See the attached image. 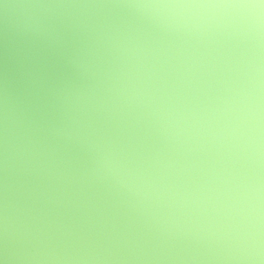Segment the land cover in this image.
Returning a JSON list of instances; mask_svg holds the SVG:
<instances>
[{
    "label": "rangeland",
    "instance_id": "rangeland-1",
    "mask_svg": "<svg viewBox=\"0 0 264 264\" xmlns=\"http://www.w3.org/2000/svg\"><path fill=\"white\" fill-rule=\"evenodd\" d=\"M18 153L82 264H198L168 229L200 264H264V0H0V167Z\"/></svg>",
    "mask_w": 264,
    "mask_h": 264
},
{
    "label": "water",
    "instance_id": "water-1",
    "mask_svg": "<svg viewBox=\"0 0 264 264\" xmlns=\"http://www.w3.org/2000/svg\"><path fill=\"white\" fill-rule=\"evenodd\" d=\"M21 28L23 29V27ZM27 49H28V46H26V51ZM11 50H12L11 53L13 54L14 52L15 54V48L13 49L12 45H11ZM26 56L28 57L31 66H33L32 71H33V74H35L37 71V68H36L37 66L36 63H38L37 60L34 56L30 55L29 53H27ZM2 67L4 66H1V68ZM8 73H9V76H11L10 78L16 79L17 75L15 74L14 68L9 67ZM63 74L67 76V73L65 71H63ZM44 90L47 92V99L45 100L47 104L50 99V95H51L50 93L53 94V90L52 92H50L51 90H50L48 82L45 83ZM21 93L22 92H20L19 95H22ZM58 99H60L59 104L61 105L62 100H64V97L58 94L57 103H58ZM65 106H66V101H65ZM14 136L16 137V135ZM12 156L15 157L16 159V160H13L14 169H15V164L18 163V166L16 167L17 172H13L14 169L11 170V172H8L7 169L0 167V175H2L3 178L6 179V187L11 191V192L5 191V187L3 188V191H0V214H1L0 215V249H4L5 251L4 252L0 250V264H13L12 263L13 261H15L17 264H30L29 262L32 261L31 260L32 256L40 260L37 256L30 254L31 251L38 253V255L40 256L46 257L44 259L45 260L44 262L40 260L41 264H44V263L47 264V262L49 264H52V262L51 261L49 262L48 260L50 259V257L52 259V255H54L55 252L57 253V255H59L58 257L62 260V262L59 261V264H82L79 258L74 257V255L69 253L70 251L72 252L69 245H63V248L59 246V250L57 249L58 245L57 246L54 245L58 243L59 238H60V234L56 232V231L60 232L59 229L57 228V226L61 224L60 223L61 218L59 217V214L57 213L59 212V210H57L59 208H55V205L51 204L50 209L47 208L46 212L45 210H43V206H42L43 204L40 201V198H37V196H33V197L31 196L34 193L33 188L30 185H28V183H23L21 180V176H18V174H15V173H19L20 168L23 166L22 162L18 160V158H20L19 153L17 155L13 154ZM24 161H26V159H24ZM40 165L41 163H37V166L34 163V167L36 168V170L34 171L36 174L35 177L40 178L39 179L40 181L41 180L44 181L48 187L45 184L43 185L48 190H50L52 194L55 195L56 190L54 189V186L51 183V181L47 179L48 174H45V172H41L42 174L40 173L38 174V171L41 168ZM3 193L4 195L1 196V194ZM67 201H69L68 203L72 207L75 205V201L72 198L70 200L69 198H67ZM31 206L33 209H35V214H37V219H39L40 221L43 217H46L47 212H49V215L53 219L52 221H54L53 225L50 226L49 225L50 223H48L42 229L44 235H39L40 232L36 233L35 228H33V225L31 224V222L26 220V218H23L26 212H29V213L31 212ZM18 209L20 210L19 212H21V210L22 212L23 211H26V212L24 214H19ZM201 212L203 211L201 210ZM13 223H15L16 225L15 227ZM38 223L39 222H37V224ZM168 230L171 233V230L170 229ZM230 230H231L230 233L233 235V237L237 238L236 237L237 231L234 230V228L232 227L230 228ZM46 231L48 232V235L45 233ZM163 231L166 234L165 230ZM169 232L167 231L168 236L164 239L168 241L169 246L173 250V252L177 254L174 256H178L177 250H181V252H183V254L188 259H191V260L193 259L194 263L197 262L198 264H200L201 262H203V260L200 258L201 256H199V249L195 248L194 244L187 242L188 240L184 242L185 246H183L182 244H177L173 240V238L170 237ZM17 233L21 241L19 240V238L15 237L17 236ZM42 236H44V238H47V242H45V239ZM75 237L76 236H72V238H75ZM77 237L79 238L80 236H77ZM85 237H88V236H85ZM90 237H92L91 239H93L91 241H92L93 248L96 249L95 252L101 253V250L103 251L105 248L103 244L99 242L98 240H96L94 235H90ZM51 244L52 246H50ZM115 244L117 246L115 247V253L118 256L117 250L119 248L118 247L119 245H118L117 238H115ZM48 248L50 249V254L46 250ZM193 248H195V250H193ZM216 248H217V244H216ZM154 251L157 252V250H154ZM18 257L20 259L16 261ZM176 258L177 257H175V259ZM53 264H57V263L53 262Z\"/></svg>",
    "mask_w": 264,
    "mask_h": 264
}]
</instances>
